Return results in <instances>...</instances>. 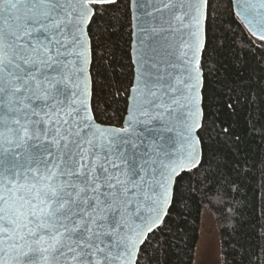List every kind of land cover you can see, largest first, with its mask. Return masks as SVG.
Segmentation results:
<instances>
[{
	"label": "snow or ice",
	"instance_id": "obj_1",
	"mask_svg": "<svg viewBox=\"0 0 264 264\" xmlns=\"http://www.w3.org/2000/svg\"><path fill=\"white\" fill-rule=\"evenodd\" d=\"M194 256L264 264V0H0V264Z\"/></svg>",
	"mask_w": 264,
	"mask_h": 264
},
{
	"label": "rangeland",
	"instance_id": "obj_2",
	"mask_svg": "<svg viewBox=\"0 0 264 264\" xmlns=\"http://www.w3.org/2000/svg\"><path fill=\"white\" fill-rule=\"evenodd\" d=\"M207 219L211 226H212V230L215 232L216 229H215V218H214V215L212 213V211L206 206L205 208H202L201 209V220H205ZM200 241L197 240V244H199ZM211 259V258H209ZM193 260H194V264H199V260L194 256L193 257Z\"/></svg>",
	"mask_w": 264,
	"mask_h": 264
},
{
	"label": "trees",
	"instance_id": "obj_3",
	"mask_svg": "<svg viewBox=\"0 0 264 264\" xmlns=\"http://www.w3.org/2000/svg\"><path fill=\"white\" fill-rule=\"evenodd\" d=\"M207 207L212 211L214 218L216 219L217 209L213 207L212 205H207Z\"/></svg>",
	"mask_w": 264,
	"mask_h": 264
}]
</instances>
